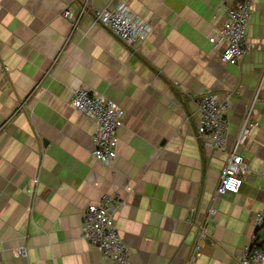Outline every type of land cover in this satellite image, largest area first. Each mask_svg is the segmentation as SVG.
<instances>
[{
  "label": "crops",
  "instance_id": "0c3cea01",
  "mask_svg": "<svg viewBox=\"0 0 264 264\" xmlns=\"http://www.w3.org/2000/svg\"><path fill=\"white\" fill-rule=\"evenodd\" d=\"M237 1L0 0V264H106L82 222L104 194L117 197L129 264H184L203 224L193 264H241L253 234L264 244V225H255L264 210V82L240 147L243 183L208 215L264 70V0H252L247 26L261 49L230 64L209 41ZM85 3L78 22L63 17ZM119 3L151 25L134 49L91 22L90 11ZM83 85L125 110L111 165L92 154L94 120L70 103ZM211 93L228 99L224 151L197 137L194 99Z\"/></svg>",
  "mask_w": 264,
  "mask_h": 264
},
{
  "label": "built area",
  "instance_id": "2783aa9c",
  "mask_svg": "<svg viewBox=\"0 0 264 264\" xmlns=\"http://www.w3.org/2000/svg\"><path fill=\"white\" fill-rule=\"evenodd\" d=\"M252 8V0H238L236 6L227 11L221 26L209 37L215 47L222 49L223 61L237 64L249 51L262 48L261 44L249 42L247 39V26ZM87 13L85 6L78 14L71 7H67L62 15L69 21L78 22ZM89 14L93 24L103 26L131 49L146 38L151 30L150 22L137 16L123 3L113 8L94 9ZM263 82L264 70L261 85L243 118L234 144L227 153L217 190L212 197L213 204L208 209L209 216L217 212L214 205L217 198L227 193H237L243 183L242 177L247 172V164L240 154V147L251 133L252 113ZM194 100L201 114L197 137H210L212 146L224 151L228 131V99L220 100L216 94L211 93L198 96ZM70 103L76 110L94 120L96 128L93 133L92 154L103 164L111 165L117 156L118 130L123 125L125 110L113 100L84 85L72 90ZM117 204L116 196L104 194L97 205H90L84 211L83 237L98 248L106 264H129L128 246L120 238L115 226L113 213ZM255 225L256 228L264 225V210L257 214ZM201 226L184 264H193L202 255V243L207 239L208 231L206 224ZM256 242L257 236L253 234L243 252L241 264H264V245H255ZM17 252L21 256L26 255L24 247L18 248Z\"/></svg>",
  "mask_w": 264,
  "mask_h": 264
},
{
  "label": "water",
  "instance_id": "95a60500",
  "mask_svg": "<svg viewBox=\"0 0 264 264\" xmlns=\"http://www.w3.org/2000/svg\"><path fill=\"white\" fill-rule=\"evenodd\" d=\"M83 5L85 6V8H87V7H86V3H85V4H83Z\"/></svg>",
  "mask_w": 264,
  "mask_h": 264
},
{
  "label": "trees",
  "instance_id": "16d2710c",
  "mask_svg": "<svg viewBox=\"0 0 264 264\" xmlns=\"http://www.w3.org/2000/svg\"><path fill=\"white\" fill-rule=\"evenodd\" d=\"M262 245H264V244H262ZM262 245H260V246H262Z\"/></svg>",
  "mask_w": 264,
  "mask_h": 264
}]
</instances>
